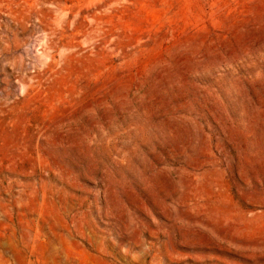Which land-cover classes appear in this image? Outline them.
Here are the masks:
<instances>
[{
	"label": "rangeland",
	"instance_id": "rangeland-1",
	"mask_svg": "<svg viewBox=\"0 0 264 264\" xmlns=\"http://www.w3.org/2000/svg\"><path fill=\"white\" fill-rule=\"evenodd\" d=\"M0 264H264V0H0Z\"/></svg>",
	"mask_w": 264,
	"mask_h": 264
}]
</instances>
